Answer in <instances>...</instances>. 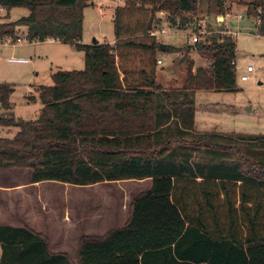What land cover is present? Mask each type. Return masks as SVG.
Listing matches in <instances>:
<instances>
[{
  "label": "trees",
  "instance_id": "1",
  "mask_svg": "<svg viewBox=\"0 0 264 264\" xmlns=\"http://www.w3.org/2000/svg\"><path fill=\"white\" fill-rule=\"evenodd\" d=\"M89 2L0 0V40L15 41L22 27L28 42L59 40L84 55L82 69H58L53 84L40 88L42 108L35 119L14 117L12 88L0 83V126L17 128L12 138L0 136V169H27L31 183L85 186L149 178L151 184L132 197L121 227L81 236L74 260L52 252L43 233L0 225V264H264V162L240 157L231 174L197 181V174L169 167L171 141L159 146L154 138L169 126L171 112L158 102L161 43L153 32L190 26L198 33L199 0H121L112 15L113 44L81 43ZM244 3V16L258 18L255 26L264 36V0ZM18 7L27 14L6 21ZM228 9L233 11L225 0H207V10L218 16ZM190 50L209 66L188 65L184 90L235 89L233 37L198 34ZM188 103L193 108V99L167 104L176 115L175 107ZM239 137L264 140L260 134Z\"/></svg>",
  "mask_w": 264,
  "mask_h": 264
},
{
  "label": "rangeland",
  "instance_id": "2",
  "mask_svg": "<svg viewBox=\"0 0 264 264\" xmlns=\"http://www.w3.org/2000/svg\"><path fill=\"white\" fill-rule=\"evenodd\" d=\"M120 2L121 0H114ZM225 0V7L232 6L233 11L244 14L243 9L248 0ZM103 2V3H102ZM98 6L103 7L106 16L102 17ZM112 2L106 0H90L83 9L82 40L83 44H91L93 39L109 43L114 38L111 9ZM25 8H12L6 21L16 20L27 14ZM201 21L206 23L210 32L222 34L226 29L238 31L235 37L236 82L232 91H194L182 88L186 68L192 64L209 66L208 59L195 50L187 51L192 42L195 30L164 27L166 34H159L161 44L174 47L163 49L159 56L162 63L158 65V82L164 87L169 101H188L193 99L201 105L194 121L196 109L190 104L175 107V119L171 120L157 141L163 145L168 141L172 149L167 155L168 166L181 173L200 175H226L235 170L240 157L264 162V140H241L242 136L264 135V36L261 35L253 18L243 17L241 20H223L220 14L207 10V0H199L197 13ZM209 33V34H210ZM19 37L25 36V30L19 27ZM10 57H21L28 62L9 61ZM253 71L246 72L247 66ZM84 66L83 52L74 45L61 41L49 40L36 44L22 40L15 44H0V83L12 88L9 96L11 112L14 117L32 120L38 117L42 108L40 88L50 86L52 73L56 70H79ZM242 74H248L247 80H241ZM195 94V95H194ZM161 104L165 97L161 96ZM3 109L0 108V112ZM193 125V128H192ZM182 129V131L180 130ZM17 128L0 126V136L12 138ZM180 137L184 143H180ZM31 187L29 171L15 168L0 169V224L22 223L19 219H31L34 210H74L77 209H125V203L141 191L149 187L148 182L125 180L109 182L89 188H79L72 184L57 181H44ZM128 207V206H127ZM124 213V212H123ZM11 215L15 216L11 218ZM18 218L14 220L16 217ZM41 218L38 217L37 220ZM49 225L58 230L53 218ZM49 223V221H47ZM113 225V226H112ZM119 227L120 224H112ZM48 238V237H47Z\"/></svg>",
  "mask_w": 264,
  "mask_h": 264
},
{
  "label": "crops",
  "instance_id": "3",
  "mask_svg": "<svg viewBox=\"0 0 264 264\" xmlns=\"http://www.w3.org/2000/svg\"><path fill=\"white\" fill-rule=\"evenodd\" d=\"M108 2H112V5H114V7H112L111 9V15H113L114 12V8L117 4H120V2H115L114 0H106ZM103 3V2H102ZM98 11L101 13L102 17L106 16V12L104 11L103 7L98 6ZM159 15H162V13H160ZM166 30V29H165ZM160 31H155L153 32V34H155L157 37L160 34ZM167 31L165 33H161V34H166ZM49 40H54V39H47L45 41H49ZM55 41H59V40H55ZM44 42V41H43ZM107 41H98L97 39H93V42L91 44H101V43H106ZM115 42V38H113L111 41H109L110 44H113ZM31 43H42V42H31ZM82 43V42H81ZM162 49L159 46V50L157 52V68H156V81L157 83L161 86V89L156 91L158 93V102L159 104H161V91H165L164 87L160 84V82H158L157 77L159 74V70H158V65H160L162 63L161 58L159 56V53ZM160 61V62H158ZM198 91V90H196ZM196 91L195 94H196ZM194 94V95H195ZM160 96V97H159ZM167 99V98H166ZM164 102V106L166 107V109L170 110L171 112V116L169 117L167 124L169 122H171V120L175 119V114L172 113V110L170 109V106L167 104L169 102V100H166ZM196 111L193 113L194 115V121L196 119V114L198 112V109H200L201 105L199 106L195 104L194 102V106H193ZM166 126V125H165ZM161 129V128H160ZM157 132H159V130ZM180 130L182 131V129L180 128ZM159 135V136H158ZM160 134L155 132V140L158 139L159 140ZM242 140V139H241ZM180 142V141H179ZM181 143V142H180ZM184 143V142H182ZM190 177L192 175H189ZM197 181H200L203 178V175L197 174L194 177ZM121 181H125V180H121ZM134 181H140V182H148L149 186L151 184V180L149 178L146 179H142V180H134ZM44 182V181H41ZM41 182H36V183H30L31 187H35L34 185H39ZM109 182H113V181H106V182H100V183H96V184H92V185H85V186H78L79 188L83 189V188H89L90 187H94L95 185H99V184H103V183H109ZM115 182H119V181H115ZM67 184V183H64ZM75 186V185H74ZM134 195H132L133 197ZM132 198H130L131 200ZM124 199H120V201H118L117 205L120 204V202ZM130 200L128 202L125 203V209L124 210H120V212H118V208L117 205L115 207V210L112 209H103V208H95V209H88L85 207L83 209H77L75 208L74 210L70 211L67 209H60V210H47V209H36L34 210L33 213H35L34 216H32L31 219H26L23 220L21 217H19L18 220H20L22 223L16 224L14 223V221H12V223L8 224V223H4L6 225H10V226H15V227H20V226H28L31 229H33L36 232H40L43 233L44 235H46L48 237L49 240V244L51 247L52 252H63L69 255V257L74 260L75 259V252H76V243L78 241V239L83 236V235H87V236H92V235H103L105 232H107L110 229H116L121 227L124 222L127 219V206L130 202ZM124 212V213H123ZM13 215H11L12 218ZM15 217V216H13ZM39 218V220H37ZM55 218V224H57L58 230L54 231L51 226H49L52 221L47 220L46 218ZM18 218V216L14 219L16 220ZM49 221V223L47 222ZM116 222V224H120L119 227H111L112 224H114ZM2 225V224H0ZM113 226V225H112ZM0 255H1V247H0Z\"/></svg>",
  "mask_w": 264,
  "mask_h": 264
},
{
  "label": "built area",
  "instance_id": "4",
  "mask_svg": "<svg viewBox=\"0 0 264 264\" xmlns=\"http://www.w3.org/2000/svg\"><path fill=\"white\" fill-rule=\"evenodd\" d=\"M4 8L2 7V6H0V17L1 16H3L4 15ZM221 19H223V20H241V19H243V17H245L244 16V14H242V13H240V12H238V13H236V12H231V11H225L221 16ZM255 22L258 24L259 23V19L258 18H256V20H255ZM198 25L200 26V29H199V31H198V33H194V35H193V37H192V42H195V41H197V38H198V34H206V33H210L207 29H206V23L204 22V21H200V22H198ZM161 33H165L166 32V30L165 29H162L161 31H160ZM223 34H226L227 36H231V37H235V36H237L238 34H239V32L238 31H234V30H231V29H226L224 32H222ZM22 40H27V38H26V35L24 36H22L21 35V37H19V36H17V38L15 39V41H13L11 38H5V39H3V40H0V44H6V43H9V44H15V43H19V42H21ZM28 41V40H27ZM9 61H14V62H28V59H26V58H21V57H10L9 58ZM158 62H160V61H158ZM253 71V67L252 66H247V68H246V72L247 73H250V72H252ZM249 78V75L248 74H242L241 76H240V79L241 80H247Z\"/></svg>",
  "mask_w": 264,
  "mask_h": 264
},
{
  "label": "water",
  "instance_id": "5",
  "mask_svg": "<svg viewBox=\"0 0 264 264\" xmlns=\"http://www.w3.org/2000/svg\"><path fill=\"white\" fill-rule=\"evenodd\" d=\"M160 46V48L163 50L164 49V47H165V45H163V44H160L159 45ZM193 45H191V47H192Z\"/></svg>",
  "mask_w": 264,
  "mask_h": 264
}]
</instances>
